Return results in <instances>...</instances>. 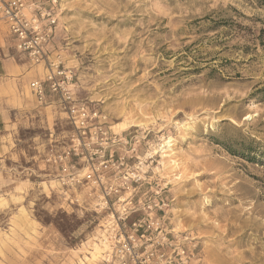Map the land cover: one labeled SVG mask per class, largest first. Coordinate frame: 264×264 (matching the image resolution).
<instances>
[{"label":"rangeland","instance_id":"rangeland-1","mask_svg":"<svg viewBox=\"0 0 264 264\" xmlns=\"http://www.w3.org/2000/svg\"><path fill=\"white\" fill-rule=\"evenodd\" d=\"M54 8V43L76 95L104 110L113 130L136 136L144 185L163 189L169 226L185 237L182 264H264V6L56 0ZM11 49L23 69L11 77L21 103L0 108V264H102V214L65 204L44 161L70 126L30 94L33 76L23 77L41 68Z\"/></svg>","mask_w":264,"mask_h":264},{"label":"built area","instance_id":"built-area-1","mask_svg":"<svg viewBox=\"0 0 264 264\" xmlns=\"http://www.w3.org/2000/svg\"><path fill=\"white\" fill-rule=\"evenodd\" d=\"M40 0H0V21L14 49L41 68L28 89L55 105L70 126L46 162L53 189L68 206L102 214L97 238L102 264H182V234L170 228L163 189L147 187L136 136L113 130L104 110L76 95L73 72L54 43L57 13Z\"/></svg>","mask_w":264,"mask_h":264},{"label":"crops","instance_id":"crops-1","mask_svg":"<svg viewBox=\"0 0 264 264\" xmlns=\"http://www.w3.org/2000/svg\"><path fill=\"white\" fill-rule=\"evenodd\" d=\"M6 38H8L10 44ZM11 46L13 47V44L9 38L7 27L0 21V108H8L11 103H21L20 100L15 98L17 96L11 77L21 73L23 66L19 63V56L11 49ZM32 76L36 78L39 73L35 72L34 74L31 71H27L23 78L27 79ZM41 108H57V106H41ZM2 121L3 119L0 116V124Z\"/></svg>","mask_w":264,"mask_h":264},{"label":"trees","instance_id":"trees-1","mask_svg":"<svg viewBox=\"0 0 264 264\" xmlns=\"http://www.w3.org/2000/svg\"><path fill=\"white\" fill-rule=\"evenodd\" d=\"M259 4L264 6V0H256Z\"/></svg>","mask_w":264,"mask_h":264}]
</instances>
